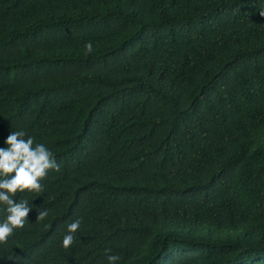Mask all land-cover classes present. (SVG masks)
I'll use <instances>...</instances> for the list:
<instances>
[{
    "label": "trees",
    "instance_id": "obj_1",
    "mask_svg": "<svg viewBox=\"0 0 264 264\" xmlns=\"http://www.w3.org/2000/svg\"><path fill=\"white\" fill-rule=\"evenodd\" d=\"M17 130L59 171L13 197L0 264H264V0H0V148Z\"/></svg>",
    "mask_w": 264,
    "mask_h": 264
},
{
    "label": "clouds",
    "instance_id": "obj_2",
    "mask_svg": "<svg viewBox=\"0 0 264 264\" xmlns=\"http://www.w3.org/2000/svg\"><path fill=\"white\" fill-rule=\"evenodd\" d=\"M87 54L93 52L91 41L85 44ZM35 137L27 136L24 130L11 131L5 140L7 147L0 148V204L6 206V218L0 222V244H6L15 229H22L30 221V212L26 199L14 200L16 194L27 192L41 193L44 186L41 183L50 170L59 171V164L52 151L44 144L34 145ZM47 208L37 212L36 221L47 218ZM82 224V218L74 219L67 224L62 246L67 249L74 243L75 234ZM108 264H118L121 259L118 254H111V249H105Z\"/></svg>",
    "mask_w": 264,
    "mask_h": 264
},
{
    "label": "rangeland",
    "instance_id": "obj_3",
    "mask_svg": "<svg viewBox=\"0 0 264 264\" xmlns=\"http://www.w3.org/2000/svg\"><path fill=\"white\" fill-rule=\"evenodd\" d=\"M111 16H109L108 18H110ZM71 27L70 23H67V25H65V28H58L55 27L54 25L50 24V25H45L42 24L41 29L42 31H45L46 29H48V31L50 32H65L68 31ZM56 56H58V54H56ZM83 54L81 51H72L66 58V60H63L60 62V64L58 65V69L59 70H63L65 68H70V69H80L83 63ZM199 79L201 82H204V76L200 75ZM66 85H67V80L66 79H53L51 81V94L61 97L66 93ZM134 93V91H133ZM56 162H57V158H58V153L53 154Z\"/></svg>",
    "mask_w": 264,
    "mask_h": 264
}]
</instances>
